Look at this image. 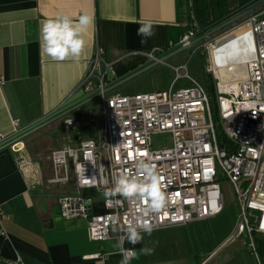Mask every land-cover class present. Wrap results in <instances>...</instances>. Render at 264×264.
Instances as JSON below:
<instances>
[{"label": "built area", "instance_id": "2783aa9c", "mask_svg": "<svg viewBox=\"0 0 264 264\" xmlns=\"http://www.w3.org/2000/svg\"><path fill=\"white\" fill-rule=\"evenodd\" d=\"M194 35L189 31L180 42L187 43ZM233 41L238 50L235 65L244 68V75L238 79L216 76L213 53ZM206 47L210 66L205 72L211 75L213 96L188 74L187 86L172 88L180 78V68L173 66L176 77L166 91L106 97L103 68L108 65L104 51L96 45L77 89L83 96L98 93L102 98L101 139L79 140L74 146L52 149L45 158L49 173L44 179L48 189L64 190L56 197L58 217L84 220L91 241L107 240L111 228H116L119 241L130 222L138 225L147 221L158 230L214 218L223 210L218 183L223 177L231 185L238 206L236 229L228 243L242 237L257 263L262 264L257 242L264 241V11L247 16ZM164 51L141 55L146 61L158 62L157 56ZM87 117H92L91 113ZM74 121L65 118L63 129L68 130ZM20 130L19 122L14 121L13 134ZM160 134L170 135L169 146L153 147V136ZM10 148L18 154L22 170L31 166L29 158L22 155L21 141ZM140 160L155 166L166 196L164 207L147 216L144 202L104 196L120 175L142 179L137 168ZM34 166L38 169L40 165ZM83 173L94 182L81 183L78 177ZM97 202L101 211L95 209ZM3 218L0 210V235L6 236ZM123 246L129 248L126 241ZM101 257L93 254L84 258ZM9 264L24 263L17 255Z\"/></svg>", "mask_w": 264, "mask_h": 264}, {"label": "crops", "instance_id": "0c3cea01", "mask_svg": "<svg viewBox=\"0 0 264 264\" xmlns=\"http://www.w3.org/2000/svg\"><path fill=\"white\" fill-rule=\"evenodd\" d=\"M84 14L94 22L84 34L86 47L78 60L56 61L43 52V21L63 15L78 20ZM190 15L188 0H0V142L13 135L14 121L26 128L83 97L77 88L96 45L104 51L108 82L146 62L142 52L178 44L181 31L192 26L186 21ZM148 22L155 35L141 43L137 29ZM79 113L65 118L75 114L78 119ZM22 155L31 162L27 171L10 146L0 149V210L6 231L0 235V264H9L17 255L24 264H119L116 228L110 229L107 240L95 242L84 220L58 217L56 197L64 190L46 187L48 167L44 160L32 159L25 145ZM95 209L102 210L98 202ZM192 224L142 233L143 241L134 246L126 241L138 251L131 264H184L171 248L178 245L175 231ZM145 247L154 249L151 255L139 252ZM93 254L102 257L84 258Z\"/></svg>", "mask_w": 264, "mask_h": 264}, {"label": "rangeland", "instance_id": "374dc122", "mask_svg": "<svg viewBox=\"0 0 264 264\" xmlns=\"http://www.w3.org/2000/svg\"><path fill=\"white\" fill-rule=\"evenodd\" d=\"M246 18H243L240 23ZM228 29L211 35L208 40L189 47L166 62L159 63L140 73L112 92L106 93L105 96L166 91L171 87L176 77L173 66L180 68L177 73L180 78L172 88L178 89L187 86L189 81L185 78L186 74L199 85L206 86L205 71L210 66L209 51L206 45L212 44ZM89 113L92 117H87ZM72 117L75 121L68 130L62 128V119H60L42 127L26 138L24 137L22 142L30 157L34 160H44L47 165L48 162L45 161V158L49 152L52 149L63 147L64 143L65 145H74L78 139L96 141L101 139L104 120L101 97L81 106L78 119L75 114ZM152 145L157 148L169 146L170 135L153 136ZM218 183L223 196L222 212L214 218L197 221L186 228L176 230L178 245H173L171 250L175 249L177 256L185 259L184 264H258L242 237L235 238L228 243V240L234 236L236 229L238 206L234 192L227 180L221 177ZM68 189L71 192L74 190L71 186ZM243 250H247L246 253L249 257L243 254ZM258 256L260 262L264 264V259L259 252Z\"/></svg>", "mask_w": 264, "mask_h": 264}, {"label": "clouds", "instance_id": "9594fccd", "mask_svg": "<svg viewBox=\"0 0 264 264\" xmlns=\"http://www.w3.org/2000/svg\"><path fill=\"white\" fill-rule=\"evenodd\" d=\"M93 22V17L87 14L81 15L78 20L63 15L43 21L40 29L43 52L56 61L78 60L86 47L84 34ZM137 35L143 38L141 43H146L148 38L155 35L153 25L150 22L141 24L137 29ZM137 168L142 175V179L127 174L120 175L115 180L114 187L105 190L104 196L106 199L120 196L124 199H136L144 202L147 204L144 211L145 216L150 212H159L165 205L166 196L160 188V177L155 170V166L140 160ZM78 179L85 184L94 182V178H86L84 173ZM116 202L120 203L119 200ZM152 230L151 224L147 221L138 225L129 223L125 236L121 237L116 245L118 254L122 257L119 264H131L132 260L138 258V251L135 247L125 248L123 246L125 241L134 246L143 241L144 236L142 233L150 235ZM153 251L154 249L147 247L139 250L144 255H151Z\"/></svg>", "mask_w": 264, "mask_h": 264}, {"label": "water", "instance_id": "95a60500", "mask_svg": "<svg viewBox=\"0 0 264 264\" xmlns=\"http://www.w3.org/2000/svg\"><path fill=\"white\" fill-rule=\"evenodd\" d=\"M259 9H264V0H253L252 2H250L249 4H246V6L242 9V11H240L238 14H236L235 16L228 18V20H224V22H222L220 25L216 26L215 28L202 33L200 36H198L197 34L190 37L187 41V43H183V42H179L178 44L174 45L173 47H171L170 49L165 50L164 52H162L161 54H159L157 56L158 62H150V61H146L143 62L142 64L132 68L131 70L127 71L126 73L118 76V78H114L110 81H108L106 83L105 89H104V93H109L112 92L113 90H115L116 88H118L119 86H121L122 84H124L125 82H127L128 80H130L131 78L136 77L137 75H139L140 73L154 67L155 65L159 64V63H164L167 60L171 59L172 57L176 56L177 54L181 53L182 51L188 49L189 47H192L196 44H199L203 41L208 40L211 35H215L218 32L223 31L224 29L230 28V27H235L238 23V21L242 20L243 18L254 14L256 11H258ZM100 95L98 93H93L87 96H83L81 98H79L78 100L72 102L71 104H68L67 106H64V108H61L51 114H49L48 116L38 120L37 122H35L34 124L21 129L19 132L13 134L11 137L7 138L6 140H3L2 142H0V149H4L7 148L9 146H11L12 144L16 143V142H20L24 139V137L26 138L27 136H29L30 134L38 131L39 129H41L42 127L50 124L51 122H55L58 121L60 119H62L63 117L65 118V116H67L68 114L79 110L81 108V106H84L85 104L89 103L90 101H92L93 99L99 97ZM44 203V202H42Z\"/></svg>", "mask_w": 264, "mask_h": 264}, {"label": "trees", "instance_id": "16d2710c", "mask_svg": "<svg viewBox=\"0 0 264 264\" xmlns=\"http://www.w3.org/2000/svg\"><path fill=\"white\" fill-rule=\"evenodd\" d=\"M252 1L253 0H188L191 15L187 16L186 21H189L188 23H191L192 26H186V28L181 31V35L189 31H194L195 35L197 34L200 36L202 33L220 25L224 20L226 21L228 18L238 14L246 4ZM263 10L264 9H259L255 13L262 12ZM240 21H238V23H240ZM205 75L207 90L209 94L213 96V88L210 84L211 75L207 72H205ZM219 137L223 139L221 134H219ZM257 251L264 259V241L260 240L257 242Z\"/></svg>", "mask_w": 264, "mask_h": 264}, {"label": "bare ground", "instance_id": "6f19581e", "mask_svg": "<svg viewBox=\"0 0 264 264\" xmlns=\"http://www.w3.org/2000/svg\"><path fill=\"white\" fill-rule=\"evenodd\" d=\"M236 42H231L223 47H219L215 53H213L214 71L216 76H227L238 79L244 75V68L236 66L235 62L238 60V50ZM221 65V67H220ZM29 166H24L23 169L28 170Z\"/></svg>", "mask_w": 264, "mask_h": 264}]
</instances>
